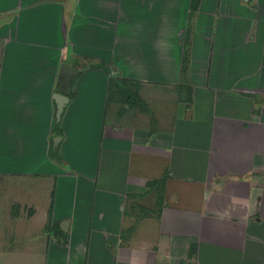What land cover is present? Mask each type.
<instances>
[{
  "label": "crops",
  "instance_id": "crops-1",
  "mask_svg": "<svg viewBox=\"0 0 264 264\" xmlns=\"http://www.w3.org/2000/svg\"><path fill=\"white\" fill-rule=\"evenodd\" d=\"M83 1L0 0V264H264V0Z\"/></svg>",
  "mask_w": 264,
  "mask_h": 264
},
{
  "label": "trees",
  "instance_id": "trees-1",
  "mask_svg": "<svg viewBox=\"0 0 264 264\" xmlns=\"http://www.w3.org/2000/svg\"><path fill=\"white\" fill-rule=\"evenodd\" d=\"M199 1L200 0H190V5H189L190 6V8H189V17H190V19L193 16V13L197 10ZM189 33H190V24H189V26L187 28V34H186L187 37H188V34ZM186 43H187V41L185 42L184 52H183V57H182V67H181L182 73H185L186 68H187V64H188V49H187ZM91 66L92 67H96V68H102L104 71L109 72V69L106 66L102 65V64L97 63V64H93ZM73 81L74 80H71L70 81V86H72ZM113 81H114V79L113 78H110L109 83L112 84ZM123 82L125 83V81H123ZM180 87L184 88L182 85H180ZM125 90H126V88L125 89H120V91L123 94H124ZM185 90L187 91V93L189 95L190 94V91H191V88L186 86L185 87ZM71 96H72V93L69 92V97H71ZM188 99H189V97H188ZM59 126H60V121H57V122L55 121L54 122V128L57 129V132L58 133H60ZM50 153L53 156V158H55L56 160L59 159L58 148L57 147L54 150L51 149ZM193 251H194V246L191 245V247L189 249V256H191V254H192Z\"/></svg>",
  "mask_w": 264,
  "mask_h": 264
},
{
  "label": "water",
  "instance_id": "water-1",
  "mask_svg": "<svg viewBox=\"0 0 264 264\" xmlns=\"http://www.w3.org/2000/svg\"><path fill=\"white\" fill-rule=\"evenodd\" d=\"M77 74H78V69L72 66L71 64L62 63L60 65L59 77H64L65 83L69 81V78L71 76L77 75ZM53 98L55 99V102H56L55 120L59 121L63 108L68 101V97L65 95H61L59 93H54ZM58 140H59V137H55L53 139L55 146ZM152 197H153V193H150L148 197H146L144 200L141 201V205H143L144 207H152V203H151Z\"/></svg>",
  "mask_w": 264,
  "mask_h": 264
},
{
  "label": "rangeland",
  "instance_id": "rangeland-1",
  "mask_svg": "<svg viewBox=\"0 0 264 264\" xmlns=\"http://www.w3.org/2000/svg\"><path fill=\"white\" fill-rule=\"evenodd\" d=\"M25 1V0H24ZM64 1H67L68 3H74V1L75 0H63V2ZM95 1V0H94ZM94 1H92V0H84L83 1V5L85 6L86 5V3H88L89 5H93V3H94ZM78 2H79V0H78ZM98 23L100 24L101 23V21H98ZM99 34V36H98V38H97V41H98V44L100 45L101 44V34H102V32H100V33H98ZM109 44L111 43V46H114V47H116V45L118 44V40H119V37L118 36H114L113 38H109ZM109 44H108V46H109ZM92 61V60H91ZM92 62H94V63H90V64H88L87 66H91V65H93V64H97V63H99L97 60L95 61H92ZM88 63V62H87ZM111 67V66H110ZM112 69H113V67H111ZM73 77H75V76H71L70 78H69V81L67 82V83H65L64 82V77H63V89H67V88H71L72 86H70V81H71V79L73 78ZM59 84L61 85L62 84V79L60 80V82H59ZM166 93H168V92H166ZM179 95H180V101H181V103L182 102H186V97H187V91L185 90V88H182V87H179ZM173 94V97L175 98L176 96H175V94L174 93H172ZM155 95H152V94H149L148 96H147V99L146 100H148V102L146 103V108H147V110H149V108L150 109H152L153 111L156 109V105H158L160 102H158V98L157 99H152V98H155L154 97ZM131 98H130V100L131 99H136V96H130ZM183 99H185L184 101H183ZM157 110V109H156ZM183 112L185 111L184 109L182 110ZM181 111V112H182Z\"/></svg>",
  "mask_w": 264,
  "mask_h": 264
}]
</instances>
